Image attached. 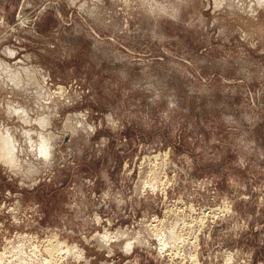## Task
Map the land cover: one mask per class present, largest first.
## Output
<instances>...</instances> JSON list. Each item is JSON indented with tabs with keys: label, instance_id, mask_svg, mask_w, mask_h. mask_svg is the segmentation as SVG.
<instances>
[{
	"label": "rangeland",
	"instance_id": "rangeland-1",
	"mask_svg": "<svg viewBox=\"0 0 264 264\" xmlns=\"http://www.w3.org/2000/svg\"><path fill=\"white\" fill-rule=\"evenodd\" d=\"M215 1L0 0V264H264V0Z\"/></svg>",
	"mask_w": 264,
	"mask_h": 264
},
{
	"label": "bare ground",
	"instance_id": "bare-ground-1",
	"mask_svg": "<svg viewBox=\"0 0 264 264\" xmlns=\"http://www.w3.org/2000/svg\"><path fill=\"white\" fill-rule=\"evenodd\" d=\"M75 1V0H74ZM220 0H216L215 1V3L217 4L218 2H219ZM224 1V0H223ZM227 1V0H226ZM225 1V2H226ZM245 1V0H244ZM253 1V0H252ZM221 2V1H220ZM234 2V1H233ZM231 3V2H230ZM229 3V4H230ZM244 3V2H243ZM254 3V2H253ZM261 3V2H260ZM264 3V2H263ZM227 4V3H226ZM247 4V3H246ZM251 4H252V2H251ZM82 5H84V3L82 4ZM224 5V4H223ZM234 5H235V3H234ZM240 5H241V3H240ZM264 5V4H263ZM244 6H245V3H244ZM256 6V5H255ZM239 8H240V6H238ZM243 7V6H242ZM251 7V6H250ZM253 7V6H252ZM257 8V7H256ZM244 10V9H243ZM253 10V9H252ZM20 21H22V20H25V19H19ZM1 21V20H0ZM3 22V21H2ZM2 56V55H1ZM1 58V57H0ZM3 58V57H2ZM9 58V57H8ZM7 61V60H6ZM2 63H3V65L5 66V68H6V66H8L9 64L7 63V62H5V61H3V59H2V61H1ZM22 64V63H21ZM1 67V66H0ZM33 67V66H32ZM4 68V69H5ZM35 69V68H34ZM43 70V69H42ZM10 72V75L12 76L11 77V79H12V82L16 85V86H19V84H21L20 85V87H19V89H24V88H26L25 86H24V83H23V80H25L26 81V84L28 85L29 83H38V79L36 78V75L34 74V71L31 69V67L30 66H28V65H20V66H18V68L17 69H13V70H10L9 71ZM42 73V72H41ZM44 73V72H43ZM45 74V73H44ZM44 74H42V75H44ZM4 75V74H3ZM2 76V75H1ZM3 77V76H2ZM23 83V84H22ZM2 85V84H1ZM0 85V86H1ZM46 85V84H45ZM4 87V86H3ZM23 87V88H22ZM10 88H12V87H10ZM2 89V88H1ZM47 89V88H46ZM3 90H4V88H3ZM14 90V89H13ZM12 89H11V91H13ZM16 91V90H15ZM50 91V90H49ZM10 92V91H9ZM16 93V92H15ZM10 94H11V92H10ZM22 94V93H21ZM24 94V93H23ZM40 94V93H39ZM26 95V94H25ZM28 95V94H27ZM32 95V94H31ZM9 96V95H8ZM11 96V95H10ZM9 96V97H10ZM14 96V95H13ZM24 96V95H23ZM54 96V95H53ZM28 98V97H27ZM30 98V97H29ZM49 99L51 98V97H48ZM54 98V97H53ZM32 99V98H31ZM27 100V99H26ZM34 100V99H33ZM24 101V100H23ZM51 101H52V99H51ZM54 101H56L55 99H54ZM1 102V101H0ZM35 102H38L37 100L35 101ZM40 102V101H39ZM24 103V102H23ZM23 103H21L20 105H15V106H13V108H15V112L16 113H20L21 115H22V118L24 119V121H27V120H29V117H28V114H29V108H28V106L26 105V103L25 104H23ZM28 103V102H27ZM47 103V102H46ZM58 103V102H57ZM52 104V103H51ZM38 105H40V104H38ZM56 105V104H55ZM42 106V105H41ZM37 107V106H36ZM35 107V108H36ZM1 108V107H0ZM44 107H42V110H44L43 109ZM35 110V109H34ZM49 110V109H48ZM51 110V109H50ZM59 110V109H58ZM57 110V111H58ZM5 111V110H4ZM31 111H33V110H31ZM35 112H36V110H35ZM46 111H40L39 112V117H38V121H39V123H40V126H42V127H46L47 126V124H49L50 123V117H52L51 115L53 114H51L49 111L47 112V113H45ZM53 112V111H52ZM7 113V112H6ZM57 113V112H56ZM59 113H60V111H59ZM58 113V114H59ZM51 114V115H50ZM57 116V115H56ZM9 117V116H8ZM12 117V116H11ZM53 118V117H52ZM84 118V117H83ZM82 118V119H83ZM31 119V118H30ZM68 119V118H67ZM71 119V118H70ZM1 122V121H0ZM71 122H69V120H66V123H65V126H70V128H72L73 130H75L77 127H76V125H72V124H70ZM34 124V123H33ZM32 124V125H33ZM63 124V123H62ZM61 124V125H62ZM50 126V125H49ZM57 127V126H56ZM20 128V127H19ZM35 128V127H34ZM59 128V127H58ZM67 128V127H66ZM79 128H80V126H79ZM48 129V128H47ZM94 129V128H93ZM26 130V133L27 134H29V142H31V140H32V136H30V131H29V129H25ZM63 130V129H62ZM80 131V130H79ZM89 131V130H88ZM61 132V131H60ZM64 132V131H63ZM70 132H72V131H70ZM86 132V131H85ZM73 133V132H72ZM82 133H83V131H82ZM18 134V133H17ZM57 134H59V132L57 133ZM62 134V133H61ZM76 134V133H75ZM20 135V134H19ZM35 135V134H34ZM38 135V137H39V145L37 146V149H38V151H39V154H37L39 157L41 156H43V158L44 159H47V158H49L48 156H49V154H50V148L51 149H53L52 148V144H51V142H50V140H51V138L52 137H54L55 135H54V132L52 131V130H46V131H41L40 132V134H37ZM72 135V134H71ZM74 135V134H73ZM17 136V135H16ZM15 136V130L11 127L10 128V126H7V125H5V124H0V158L5 162V163H7L8 165H10L12 168H19L20 166H23V165H21L22 164V162H21V156H20V152H21V150H22V148L19 146V144H18V139L20 138V136H18L19 138L17 139V137ZM57 137V136H56ZM22 138V137H21ZM55 138V137H54ZM61 139V138H60ZM55 140V139H54ZM53 140V141H54ZM57 140V139H56ZM58 140H59V138H58ZM52 141V140H51ZM56 142V141H55ZM20 143V142H19ZM54 143V142H53ZM36 144V143H35ZM21 145V144H20ZM56 145V144H55ZM22 146V145H21ZM25 146V145H24ZM55 147V146H54ZM25 148H26V146H25ZM24 148V149H25ZM52 151V150H51ZM35 152V150L33 151V153ZM32 153V154H33ZM54 153V152H53ZM158 153V152H157ZM28 154V153H27ZM159 154V153H158ZM165 154V153H164ZM30 155V154H29ZM160 155V154H159ZM33 155H31V157H32ZM156 156V155H155ZM164 156V155H163ZM162 156V157H163ZM165 156H166V154H165ZM23 157V156H22ZM55 157V156H54ZM152 157V156H151ZM154 157V156H153ZM27 158V157H26ZM50 158H51V154H50ZM155 158V157H154ZM153 158V159H154ZM156 158H158L157 156H156ZM164 158V157H163ZM162 158V159H163ZM167 158V157H166ZM25 159V158H24ZM34 159V158H33ZM42 159V158H41ZM43 159V160H44ZM53 159V158H52ZM27 160V159H26ZM40 160V159H39ZM50 160V159H49ZM49 160H48V163H49ZM35 161V160H34ZM33 161V162H34ZM53 161V160H52ZM154 161H156V160H154ZM36 162V161H35ZM40 162V161H39ZM165 162V161H164ZM24 163V162H23ZM50 163H51V161H50ZM155 163V162H154ZM153 163V164H154ZM158 163V162H157ZM6 164V165H7ZM52 164H53V162H52ZM160 164V163H159ZM31 165V167L33 166L32 164H30ZM49 165V164H48ZM10 167V168H11ZM160 167V166H159ZM22 168V167H21ZM20 168V169H21ZM153 168H154V166H153ZM155 169V168H154ZM160 169V168H159ZM36 171V170H35ZM28 172V171H27ZM155 172V171H154ZM161 172V171H160ZM33 173V172H32ZM156 173V172H155ZM154 173V174H155ZM33 174H35V173H33ZM153 174V175H154ZM160 174V173H159ZM158 174V175H159ZM27 175V174H26ZM31 175V174H30ZM29 175V176H30ZM161 175V174H160ZM23 176H25V175H23ZM28 176V177H29ZM147 176V175H146ZM145 176V177H146ZM149 176H150V173H149ZM158 177V176H157ZM149 178V177H148ZM147 178V179H148ZM151 178V177H150ZM153 178H155L154 176H153ZM160 178V177H159ZM147 179H145V180H147ZM153 180H155V179H153ZM150 182V181H149ZM153 182V181H152ZM159 182V181H158ZM144 183V182H143ZM148 185H149V183H148V181L146 182ZM145 183V184H146ZM156 183V182H155ZM162 183V182H161ZM161 183H159V184H161ZM158 184V185H159ZM163 184V183H162ZM143 186H145V185H143ZM155 186V185H154ZM156 187H158V186H156ZM145 188V187H144ZM142 191H144V190H142ZM191 204V203H190ZM174 205V204H173ZM172 205V206H173ZM176 205H178V204H176ZM176 207V206H175ZM171 208V207H170ZM174 208V207H173ZM172 209V208H171ZM183 209H184V207H183ZM168 210V209H167ZM166 210V211H167ZM176 210H177V208H176ZM195 210H196V208H195ZM193 211V210H192ZM169 212H171V211H169ZM196 212V211H195ZM202 213V212H201ZM168 214V213H167ZM167 214H164V216L165 215H167ZM203 215V214H202ZM201 215V216H202ZM201 216H199L200 218H201ZM205 216V215H204ZM203 218V217H202ZM154 219V218H153ZM162 219V218H161ZM155 220H156V218H155ZM182 220V219H181ZM180 220V221H181ZM198 220V219H197ZM196 220V221H197ZM201 220V219H200ZM163 221V220H162ZM179 221V222H180ZM195 221V222H196ZM159 222H161L160 220H159ZM187 222V221H186ZM199 222H201V221H199ZM203 222V221H202ZM147 223V222H146ZM149 223V222H148ZM155 223V222H154ZM154 223H153V225H154ZM178 223V222H177ZM213 223V222H212ZM144 224V223H143ZM172 224V223H171ZM181 224H184V223H181ZM192 224V223H191ZM145 225V224H144ZM143 225V226H144ZM151 225V224H150ZM152 225V226H153ZM185 225H186V223H185ZM187 225H188V223H187ZM186 225V226H187ZM202 225H203V223H202ZM155 226V225H154ZM154 226H153V228H154ZM159 226V225H158ZM178 226V225H177ZM189 226V225H188ZM192 226V225H191ZM190 226V227H191ZM195 226V225H194ZM198 226H199V224H198ZM197 226V227H198ZM201 226V225H200ZM147 227V226H146ZM170 227V226H169ZM173 227V226H172ZM183 227V226H182ZM203 227V226H202ZM163 228V227H162ZM167 228V227H166ZM174 228V227H173ZM181 228V227H180ZM179 228V229H180ZM189 228V227H188ZM146 229V228H145ZM147 229H149V228H147ZM158 229H160V227H158ZM170 230H171V228H169ZM185 229H186V227H185ZM199 229V228H198ZM152 230V229H151ZM165 230V229H164ZM187 230H189V229H187ZM121 231V230H120ZM125 231V230H124ZM155 231H157L156 229H155ZM160 232L162 231L161 229L159 230ZM167 231H169L168 229H167ZM180 231V230H179ZM119 232V231H118ZM148 232H150V229H149V231ZM154 232V230L152 231V233ZM164 232V231H163ZM182 232V231H181ZM180 232V233H181ZM184 232V231H183ZM186 232V231H185ZM197 232V231H196ZM195 232V233H196ZM120 233V232H119ZM118 233V234H119ZM129 233V232H128ZM127 233V234H128ZM147 233V232H146ZM151 233V232H150ZM168 234H169V232H167ZM172 232H170V234H171ZM180 233L179 234H177L176 232L174 233V234H172V236H168V238H166V239H164L163 237V243L164 242H169V241H172V242H175V241H177V239H180ZM194 233V234H195ZM57 234V233H56ZM101 234V233H100ZM111 234V233H110ZM157 234H158V232H157ZM156 234V235H157ZM161 234H164V233H162L161 232ZM184 234V233H183ZM198 234V233H197ZM52 235V234H51ZM108 235V234H107ZM106 234H103L101 237H103V240L105 239L104 237L106 236L107 238H109L108 236H107ZM135 235V234H134ZM148 235H150V234H148ZM155 235V236H156ZM160 235V234H159ZM186 235V234H185ZM188 235V234H187ZM50 236V235H49ZM112 236V235H111ZM151 236V235H150ZM182 236V235H181ZM189 236V235H188ZM45 237V236H44ZM51 237V236H50ZM53 237V236H52ZM48 238V240H47V243L49 244L48 246L49 247H51L52 245H57V246H55V247H57V248H60V244L62 243V242H60V244L58 243V241L56 242V239L55 238ZM54 237H56V235L54 236ZM116 237H117V235H116ZM154 237V236H153ZM156 237H158V235L156 236ZM161 237V236H160ZM114 238H115V236H114ZM161 238V239H162ZM189 238V237H188ZM52 239H55L54 241L56 242V243H54L53 244V242H51L52 241ZM112 239H113V236H112ZM158 239H159V237H158ZM181 239H182V237H181ZM180 239V240H181ZM185 239V238H184ZM193 239V238H192ZM192 239H191V241H192ZM198 239V238H197ZM108 240V239H107ZM110 240V239H109ZM108 240V241H109ZM194 240H195V238H194ZM42 241H44V240H42ZM41 241V242H42ZM113 241H115V240H113ZM113 241H111V242H113ZM138 241V240H137ZM136 241V242H137ZM179 241V240H178ZM198 241V240H197ZM45 242H46V240H45ZM111 242H110V244H111ZM142 242H143V240H142ZM157 242H159V241H157ZM107 243V242H106ZM116 243V242H115ZM129 243H130V241H129ZM128 242H127V245H126V247L128 246V244H129ZM140 243H141V240H140ZM162 243V244H163ZM45 244V243H44ZM165 244V243H164ZM178 244V243H177ZM176 244V245H177ZM181 244V243H180ZM180 244H179V246H180ZM46 245V244H45ZM60 245V246H59ZM182 245V244H181ZM190 245V244H189ZM195 245H197V244H195ZM38 246V245H37ZM172 246H175V245H172ZM178 246V245H177ZM49 247H47V249L44 247L43 249L44 250H47L46 251V254L48 253H51V252H53V251H49L48 250V248ZM72 247V246H71ZM102 247V246H101ZM160 247H161V245H160ZM162 247H164V246H162ZM161 247V248H162ZM171 247V246H170ZM169 247V248H170ZM194 247V246H193ZM36 248V247H35ZM39 248V247H38ZM52 248V247H51ZM53 248H54V246H53ZM52 248V249H53ZM66 248V247H65ZM64 248V249H65ZM160 248V249H161ZM172 248V247H171ZM174 248H176V247H174ZM50 249V248H49ZM71 249V248H70ZM73 249H75L74 248V246H73ZM159 249V251H162V249L160 250ZM164 249H165V247H164ZM56 250H58V249H56ZM56 250H54V251H56ZM60 250V249H59ZM67 250V249H66ZM78 250V249H77ZM76 250V251H77ZM169 250V249H168ZM173 250V249H172ZM49 251V252H48ZM69 251V250H68ZM175 251H178V250H176L175 249ZM195 251V250H194ZM193 251V252H194ZM60 252H61V250H60ZM79 252V251H78ZM129 252V251H128ZM190 252V251H189ZM197 252V251H196ZM81 253V252H80ZM168 253V252H167ZM55 254V253H54ZM71 254H72V251H71ZM169 254V253H168ZM181 254V253H180ZM228 254V253H227ZM80 255V254H79ZM174 255L176 256V253H174ZM173 255V256H174ZM183 255V254H182ZM230 255H231V253H230ZM230 255H229V257H230ZM27 256V255H26ZM50 256H52V255H50ZM77 256H78V254H77ZM81 256V255H80ZM226 257V256H225ZM229 257H228V260L227 261H229L230 259H229ZM234 257V256H233ZM190 261H192L194 264H201L200 262H199V257H197V255H196V253H192V254H190ZM227 258V257H226ZM232 258V257H231ZM180 259V258H179ZM234 259V258H233ZM184 260V259H183ZM182 260V261H183ZM181 261V262H182ZM224 262H226L225 261V259L223 260ZM223 262V263H224ZM231 262V261H230ZM180 264V263H179ZM230 264V263H229ZM232 264V263H231Z\"/></svg>",
	"mask_w": 264,
	"mask_h": 264
}]
</instances>
